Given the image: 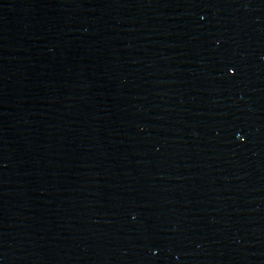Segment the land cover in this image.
<instances>
[{
	"label": "water",
	"instance_id": "1",
	"mask_svg": "<svg viewBox=\"0 0 264 264\" xmlns=\"http://www.w3.org/2000/svg\"><path fill=\"white\" fill-rule=\"evenodd\" d=\"M0 264H264V0H0Z\"/></svg>",
	"mask_w": 264,
	"mask_h": 264
},
{
	"label": "snow or ice",
	"instance_id": "2",
	"mask_svg": "<svg viewBox=\"0 0 264 264\" xmlns=\"http://www.w3.org/2000/svg\"><path fill=\"white\" fill-rule=\"evenodd\" d=\"M229 71L231 72V71H232V69H229ZM241 139H243V137H241Z\"/></svg>",
	"mask_w": 264,
	"mask_h": 264
}]
</instances>
